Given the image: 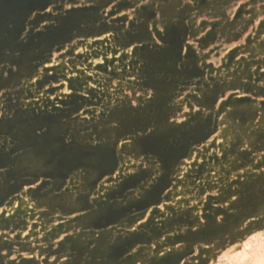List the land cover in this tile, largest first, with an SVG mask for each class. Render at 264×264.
<instances>
[{
	"label": "rangeland",
	"instance_id": "374dc122",
	"mask_svg": "<svg viewBox=\"0 0 264 264\" xmlns=\"http://www.w3.org/2000/svg\"><path fill=\"white\" fill-rule=\"evenodd\" d=\"M50 2L51 0H0V64L5 61L10 64L19 63L22 69L25 67L29 70L33 69L31 61L34 49L38 46L35 37L30 36L28 43L19 40L25 22L27 21L28 26H31L29 17L35 19L32 17V10L41 8L42 11L48 4L52 13H57L58 9L63 8L69 14L61 29L50 30L41 38L40 43L63 39L71 27L78 25L84 16L92 20L85 33L74 37L75 44L67 40L64 44L53 45L48 50L45 61L34 68L33 74L24 81L27 83L28 80L35 79V84L30 85L28 89H23V84L19 80L23 71L15 72L8 68L7 64L4 69H0V87H10L16 99L13 101L11 93L5 94L7 97L5 107L9 111L15 108L16 112L11 118L8 116L0 118V135L4 138V146L0 148V166L19 163L22 170L10 169L5 181L0 183V207L4 208V213H0V232L4 237L9 236L10 232L15 233L11 240L0 237V251L7 249L9 256L16 257L13 260L0 258V264H17V262L68 264L67 261H62V256L67 254L61 252L65 241H70L68 247L77 250L80 254L73 264H81V262L96 264V257L105 255L101 246L106 245L111 230L102 233L95 240L88 241L87 245L80 237L65 236L64 240H59V236L67 231L65 217L71 216L74 220H81V223L87 227L90 224L103 223L105 219H117L124 210L110 205L105 206L104 196H99L96 202L102 205L103 211L80 218L79 215H73L75 210L70 205L66 206L69 202L53 203L44 195L45 184H36L41 176L44 177L45 183L50 182L47 174L40 171L41 161L38 157L46 156L47 163L56 172L52 179H62L69 187L75 179V165L91 164L92 170L88 173L84 186L94 188L96 181L104 180L105 175L108 179L104 180V183L111 181L114 173L110 172V169L123 174L126 171L125 161L133 169L139 170L137 165L143 168L147 156L142 160L140 155L124 153L122 147L113 148L112 144L92 146L90 143H85L91 133L81 138L79 129H77L78 146H63L62 137L75 121L64 124L63 116L67 113L60 110L57 115L48 113L47 106L52 104L55 107L51 97L60 89L68 87L72 91V95L68 96L71 104H66L65 107L74 110L73 115L76 120L83 118L82 123L90 122L95 118L94 111L100 106L97 96L99 99H103L105 94H108L109 98L115 96L118 103L122 96L129 104L135 100L136 106H139L140 98L137 97V93L146 95V90L151 85L161 90L158 97L149 102V107L155 112L157 120L165 119L167 116L165 105L169 99L168 89L173 87L169 103V110L176 118L173 123L181 120L184 125H188V128L181 134L182 139L177 147L167 144L168 136L174 135L179 130L173 126L158 131L135 145L138 150L143 151H161L162 147L167 148L164 157L170 168V176L161 181V185L149 194V198L153 201H166L165 207L169 210L176 205H183L180 214L167 222L169 225L182 224L189 222L185 219L187 215L185 212L192 213L193 210L199 209L201 204H203L202 211L206 212L210 206H215L222 198H226L224 196L231 190V184L237 183L240 175L248 176V181L241 189L240 203L244 205V209L228 217V224L224 228L216 230L210 226L208 233L190 231L186 237H176V239L184 238V243L193 252L197 250L195 246L200 245L198 256H193L190 261H186V264H205V260L209 258L214 260L215 264H248L253 253L264 248V238L259 236V232L264 230V216L261 215L264 213V187L260 192L256 191L258 184L264 186V173L257 175V172H252V169L264 166V141H262L264 129L253 133L261 140L241 135L243 124L248 119L264 125V100L260 99L264 95V92L260 91L261 87H264L261 83L264 81V73L260 71L264 68V39H261V36H264V19H261L264 17V0H194L193 10L187 14L186 22L166 29L168 31L166 38L173 41L174 46L159 50L147 47V44L153 40L152 32L147 26L137 24V21L143 23L146 18L155 15V0L153 4H142L140 7H136L140 0H97L96 5L83 10L76 8L79 0ZM165 2H169L168 7L164 9L165 12L181 14L176 12L180 0H165ZM237 3L239 7L235 8L234 5ZM108 4L112 7L108 10V15L104 16V12L99 10L104 6L107 9ZM68 5L72 7L69 8ZM36 15L34 23L38 24L40 20L49 18L52 14L40 16L37 11ZM96 19L101 20L96 21ZM10 24H13V27H9ZM152 28L155 30L154 24ZM156 35L158 36L159 33L157 32ZM125 37L135 40L138 48L141 43L145 47L140 51L133 49L129 53L126 51L129 45ZM181 37V42L187 49L185 56L191 54L193 57L194 67L197 68L195 72L189 71L187 65L183 73L176 68ZM17 49L22 53L19 57L15 55ZM81 49L85 50L81 51ZM9 52L12 54L9 55ZM144 56L148 62L143 70L149 74V81L137 73L134 66L131 71L128 68L134 60L138 61ZM53 60L58 63H53ZM168 61L172 62L168 63ZM47 65L52 67L48 68ZM5 70L9 72L8 77L2 75ZM161 70L173 73V80L169 82L167 77L158 78L155 74ZM208 81H213V87L218 89V92L212 96L206 95ZM88 82L95 84L96 87L89 90L88 96H82L80 94L83 90L82 84ZM233 83L240 87L238 89L231 87ZM57 85L59 88L55 87ZM31 87L35 89L34 92H31ZM26 91L28 94L25 99L32 98V100L27 108H24L19 97L24 96ZM41 91H44L45 96L40 100H44L45 97L48 100L45 101V109L37 113L36 109L40 101L35 97L39 96ZM228 92L233 93L242 102L225 101L228 103L227 109L221 104L218 108L214 107L215 101ZM60 95L63 96L64 92L60 91ZM89 97L92 99L89 100ZM228 99L231 100L232 97ZM57 100H59L58 96ZM210 103L211 108L208 107ZM194 108L197 111L193 112ZM184 117L189 119L186 120ZM110 119L125 121L124 127L115 130L119 134H124L131 130L132 125L139 126L141 118H131L129 109L125 106L117 108ZM144 119L149 117L145 116ZM189 120L193 122L190 124ZM44 125L48 126L49 131L43 137L36 135V128ZM94 131L98 136L111 137L113 130L107 127L100 129L97 125ZM8 135L13 136V143L19 141L10 150L7 149ZM245 139L248 147H244ZM31 145H36L35 151L30 150ZM20 148H24L25 151L19 153ZM12 152H17L18 155L13 158ZM254 161L256 163H253ZM249 165L251 167H248ZM240 168H246V171L240 173L238 171ZM234 173L237 179H232ZM149 174L150 170H145L141 176ZM141 176L126 178L119 190L123 192L129 184L137 182ZM116 178L119 179L120 176ZM230 180L231 183H228ZM33 183L36 184L35 188L31 186ZM90 194L87 191L81 193L77 206H90L88 203ZM113 194L114 191L110 189L105 196L111 199ZM136 210L140 211V208ZM144 211H147V208ZM157 212L158 209L153 208V215ZM55 221L64 222L55 223ZM67 226L70 227L71 222ZM81 235L95 236V233ZM253 237L255 239H252ZM150 239L143 232L131 234L129 238H118L115 245L108 246L109 260L103 264H135V259H146L144 249L123 262L119 261L118 257L135 242L145 240L150 242ZM172 239L169 238V242ZM249 241L251 244L246 247ZM92 243H96L97 247L90 250ZM86 251L92 256V260L83 259V253ZM23 253L27 255H22ZM155 264H178V254H168Z\"/></svg>",
	"mask_w": 264,
	"mask_h": 264
},
{
	"label": "clouds",
	"instance_id": "9594fccd",
	"mask_svg": "<svg viewBox=\"0 0 264 264\" xmlns=\"http://www.w3.org/2000/svg\"><path fill=\"white\" fill-rule=\"evenodd\" d=\"M97 0H79V7L76 6L77 9L83 10L84 8L91 7L96 5ZM142 4H153V0H140V3L136 5V7H140ZM169 2H165V0H155L154 2V9L155 15L151 18H146L143 23L137 21V24L147 26L148 30L152 32V42L147 44V47L154 50L159 49H169L172 48L173 41L167 39L166 29H169L173 25H181L182 23L186 22L187 14L193 10L194 0H180L178 5L176 6V12L181 14H172L171 12H165L164 9L168 7ZM192 4V7L188 5ZM69 8L72 5H68ZM112 7L111 4L107 5V9L105 6L102 7L99 11L104 12V16L108 15V10ZM235 8L239 7V4L234 5ZM48 4L46 7L43 8H35L32 10V17L35 19L31 20V26H28V22H25V27L22 33L19 35V40L23 41L24 43H28L31 37H35L38 46L34 49L33 58H32V65L34 68L39 67L42 62L45 61L48 50L53 45H61L64 44L67 40H71L73 44L76 43L74 37H77L80 34L85 33L89 26L92 24V20H90L87 16H84L80 19V22L76 26H72L71 30L67 33V35L63 39H53L50 41H45L40 43L41 38L46 36L50 30L53 29H61L64 22L69 18V14L64 11L63 8L58 9L57 13H51V17L44 18L37 23L36 21L37 15L36 12L39 11L40 16H45L49 13ZM231 11V10H230ZM161 13H163V17H161ZM103 19V17L101 18ZM96 19V21L101 20ZM264 19V17H261ZM259 23V21H257ZM155 25V30H153L152 25ZM38 25V26H37ZM9 27H13V24H10ZM159 33L157 36L156 33ZM127 41L129 46L126 47V51L131 53L133 49H137L138 51L142 50L145 45L141 43L139 48L137 47V43L135 40L129 37L124 38ZM261 39H264V36H261ZM182 41V37L180 39V43L178 46L179 50V58L176 60V68L179 72H185V66L189 71L195 72L197 68L194 67V60L191 54L187 57L185 56V52L187 51L184 48ZM242 42V41H241ZM235 45H233L234 47ZM184 49L183 51L181 49ZM66 50V49H65ZM85 49H81L84 51ZM9 55L12 53L9 52ZM21 50L17 49L15 51V55L17 57L21 56ZM239 58V57H238ZM147 58L144 56L142 59L134 60L132 65H128L129 71L132 70L133 66L135 67V71L140 73L143 77H146L149 81L150 77L147 72H145L144 66L147 63ZM172 61H168L171 63ZM53 63H58V61L53 60ZM5 64H7L8 68L12 69L15 72L23 71L22 78L19 80L23 84V89H28L29 86L34 85L35 79L28 80L27 83H24L27 80L29 75L33 74V69L29 70L27 67L22 69L21 64H10L7 61L5 63L0 64V68L4 69ZM264 69V68H261ZM4 77L9 76V72L7 70L4 71ZM91 74V73H89ZM223 74V73H222ZM158 78L167 77V80L171 82L173 80V73L168 72L167 70H161L155 74ZM197 75V74H194ZM215 75V73L213 74ZM149 83V82H148ZM213 81H208V89L206 90V95L212 96L215 92H218V89L213 87ZM264 84V81H261ZM150 84V83H149ZM151 85V84H150ZM96 87L95 84L91 82L82 84V91L80 94L82 96H88V92L91 89ZM168 89L169 99L167 101V105H165V110L167 111V116L165 119L157 120L155 112L153 109L149 107V102L155 100L158 95L160 94V89L156 86L151 85L150 88L146 90V95H141V93H137V97L140 98L139 106H136V101L133 100L131 104L124 100V98L120 97V102H117L115 96L109 98L108 94L104 95L103 99H99L97 96V100L99 101V107L94 111V119L90 122H81V120H76L75 116L73 115L74 110L66 108L65 105H70L71 101L68 96H62L59 100L55 99L57 95L60 93H56V95L52 96L51 101L55 102V107L52 104H48L47 112L52 113L54 115L59 114L58 110L67 113L63 116L62 122L64 124H70L72 121H75L74 124L70 128H68L66 134L63 135V146H67L69 141L73 147L78 146L79 141L77 140V129H79L80 137L84 138L91 133V136L85 141V143H90L92 146L98 145H106L112 144L113 148L116 146L122 147L126 142L128 143V148H123L124 153H133L136 155H140V158L143 160L144 156H147V160L145 161L144 167L140 168L137 165V169H133L128 166L127 161H125L126 165V175H121L119 180L117 181H109V183H104V180H107V176H104V180L96 181L94 188L92 186H88L87 188L84 186L86 182V178L88 173L92 170L91 164H76L74 167V174L75 179L72 181L71 187L68 184L64 183L62 179H52L56 175V172L53 170L52 166L47 163V157L41 155L38 159L41 161V168L40 171L47 174L50 182L45 183V179L43 176L36 182V184H45V192L44 195L48 197L53 203L55 202H69L66 206H71L75 211L73 215H79L80 218L86 216H92L97 213H101L103 211L102 205L97 203L99 196H104V200L106 201L105 206H112L114 208L123 209V214L120 215L117 219L108 220L105 219L103 223L100 224H90L87 227L81 220L77 221L72 219L71 216L65 217L67 223H65V228L67 229L62 235L59 236V240H64L65 236L76 238L80 237L84 240V243L87 245L88 241L95 240L96 238L100 237L102 233L109 232L111 230V235L108 237L106 241V245L101 246V250L105 255L97 256L96 257V264H103V262L109 260V247L111 245H115L118 241V238H129L131 234L143 232L148 237H150V242L145 241H137L130 247H127L121 255H119L118 260L123 262L129 257H134L135 254L139 252V250H145V258L135 259V264H155V262L161 261L162 258H165L168 254L177 253L178 254V264H186V261H190L193 256H198L200 245H196V251L193 252L187 245L184 243V238L176 239L178 236H187V234L191 231L192 233H208L210 226L214 227L216 230L224 228L228 224V217L233 216L234 213L242 211L244 209V205L240 203L242 196H241V189L242 185L248 181V176L240 175L238 177V182L235 184H231V190L227 192L224 196L226 198H222L219 204L215 206H210L209 209L204 212L203 204L200 205L199 209L193 210L192 213H187L185 219L189 222L184 223H176L169 225L167 222L180 214V211L183 210V205H176L170 210L165 207L166 201H153L149 198V194L157 187L161 185V181L164 180L165 177L170 176V168L164 157V152L167 151L166 147H162L161 151H143L138 150L135 145L139 142L148 139L153 134L157 133L158 131H164L169 128V126H173L178 128L179 130L174 135H169L167 144L172 145L173 147H177V145L181 142L182 133H185L188 125H184L181 120H176L175 123L173 121L176 119L172 112L169 110V103L171 98V89ZM6 90L7 93L13 94L12 98L13 101H16L14 98L15 94L11 90L10 87L0 88V94L4 93ZM35 89L31 87V92H34ZM62 92H70L71 90L68 87H64ZM231 92H228L229 95ZM27 91L24 93V96L19 97V100L23 103V107L27 108L28 104L31 103L32 98L25 99L27 96ZM241 95H245V93H240ZM227 95L223 96L221 99L215 101V105L218 108L220 102L227 97ZM44 91L39 93V96H36L35 99L40 101L39 107L36 109L37 113L41 112V110L45 109V101L48 100L45 97L44 100H40L41 97H44ZM92 98L89 97V100ZM7 97L4 95L3 99H0V115L3 112H8V117L11 118L14 116L16 109L13 108L11 111L5 107ZM63 102V103H61ZM35 107V105H33ZM125 106L128 107L131 118H141L140 125L136 126L135 124L132 125L131 130L127 131L124 134H119L116 129H120L124 127L125 121L122 119H110L111 114L117 108H124ZM209 108L212 107L210 103L208 105ZM187 110V109H186ZM83 111V109H81ZM197 111V109H193V112ZM104 114L103 116L101 114ZM93 116V113H92ZM147 116L149 119H144ZM184 119H189L188 117H184ZM101 121H104L101 123ZM193 121L189 120L191 124ZM239 122V120L237 121ZM99 126L100 129H104L107 127L111 131V137L104 135L98 136V133L94 131L96 126ZM44 129H48L47 125L43 126ZM260 130V124L258 121H253L251 119L246 120L243 124V131L241 133L242 137L250 136L253 139H259L257 135L253 133L258 132ZM36 135L43 137L47 132L42 131L41 127L36 128ZM71 138V139H70ZM118 138V139H117ZM8 145L7 149L10 150L13 146L19 143L16 140L13 143V136H7ZM261 140V139H259ZM264 141V140H262ZM220 143V141H217ZM0 145L4 146V138L0 135ZM244 147H248L246 139L244 142ZM30 150L35 151L36 145H31ZM243 149H241L242 151ZM25 151L24 148H20L18 150L19 153H23ZM18 155L17 152H12V157L15 158ZM240 163L239 161H237ZM253 163H256L254 161ZM248 167H251L250 165ZM22 171L20 169L19 163L5 165L0 168V183H3L7 177L9 171ZM145 170H150L149 175L141 176V173ZM240 173L246 171V168H240L238 170ZM252 172H257V175L260 173H264V166H260L258 169H252ZM251 172V173H252ZM131 173V174H130ZM130 176H141V178L132 184H129L123 192H121L120 186L125 181L126 178ZM232 179H237L235 173L232 176ZM13 178L11 179V181ZM98 180V178H97ZM231 183V180L228 181ZM35 184V185H36ZM102 184H108L107 187H101ZM32 187L34 185H31ZM262 185L256 186V191L260 192L262 189ZM113 190L114 194L112 195L111 199L108 196H105V193H108L109 190ZM90 192L91 194L88 196V203L90 206L87 207H78V197H80L81 193ZM230 193V194H229ZM216 194V193H214ZM179 199V197H177ZM140 208V211H137V208ZM190 207V205H189ZM147 208V211L144 209ZM153 208L158 209L156 215H153ZM0 209H3L0 207ZM175 210V211H174ZM227 210V211H224ZM11 214V213H9ZM59 215V213H58ZM264 216V213L261 214ZM149 217H152L149 219ZM260 217H257L259 219ZM64 221H55V223H63ZM71 222V226H67L68 223ZM115 225V227L113 226ZM51 227V226H50ZM95 233V236L87 235L82 236V233ZM43 235V233H41ZM15 236L14 232H10L9 236H6L5 239L11 240L12 237ZM259 236L264 238V230L259 232ZM169 238H173L171 242H169ZM252 239H255L253 237ZM70 241H65L64 247H61V252H66V255L62 256V261H67L68 264H73V262L79 258V252L73 248L68 247ZM251 241H249L250 246ZM159 246V247H158ZM47 247V245H45ZM97 247L96 243H92L90 245V250L95 249ZM22 255H27V253H23ZM244 255V253H241ZM7 258V260L15 259V255H8L7 249L0 251V258L3 260ZM84 260H92V256L89 255V252L86 251L83 253ZM203 259V257H201ZM19 264V262H17ZM60 264V262H58ZM83 264V262H81ZM205 264H215V261L211 258L205 260ZM248 264H264V248H262L259 252L253 253L252 259L248 261Z\"/></svg>",
	"mask_w": 264,
	"mask_h": 264
},
{
	"label": "snow or ice",
	"instance_id": "6c2138e0",
	"mask_svg": "<svg viewBox=\"0 0 264 264\" xmlns=\"http://www.w3.org/2000/svg\"><path fill=\"white\" fill-rule=\"evenodd\" d=\"M52 2H53V0H51L50 3H52ZM76 6L79 7V6H80L79 3H78ZM188 6H189V7H192L193 5H192V4H189ZM48 11H49V13H52V9H51V8L48 9ZM46 67L51 68L52 66H51V65H47ZM0 69H2V68H0ZM41 71H43V69H41ZM260 71H261L262 73H264V69H260ZM2 75H3V76L5 75L4 72L2 73ZM89 75H91V74H89ZM34 84H35V82H34ZM55 87L59 88L58 85L55 86ZM231 87L238 89L240 86L237 85V84H234V83H233V84L231 85ZM0 88H5V87H0ZM61 90H62V89H60L57 93H60ZM70 90H71V89H70ZM7 91H8V90H6L4 93L0 94V99H3V96L7 93ZM260 91H261V92H264V87H261ZM71 95H72V91H70V92H64V95H63V96H71ZM57 96L59 97V99L61 98V95H57ZM57 96H56L55 99H57ZM228 97H232V99L229 100ZM51 99H52V97H51ZM260 99H261V100H264V95H262V96L260 97ZM225 101H227L228 103H232L233 101H235V102H237V103H241V102H242V101L239 100L238 97L234 96L233 93H230V94H229L224 100H222V101L220 102V104L223 105V107H224L225 109H227V107H228V103H225ZM249 103H251V101H249ZM213 106L216 107V105H213ZM5 116H8V112H7V111L3 112V114L0 115V118H4ZM41 129H42V131H44V132H47V131H48L47 129H44L43 127H41ZM260 129H264V125H260ZM70 145H71V142L69 141V144H68L67 146H70ZM122 147H123V148H126V147L128 148L129 145H128V143L126 142ZM0 148H3V145H0ZM2 167H3V166H0V168H2ZM124 167L126 168V165H124ZM109 171L112 172V173H114V175L112 176L111 181H117V180H119V179L116 178L117 176H121V175H126V174H127L126 171H124L123 174L117 173L115 169H110ZM37 179H38V178H37ZM106 179H108V177H107ZM32 185H34L33 188L36 187L35 183H33ZM102 185H103V187H107V186H109L108 184H102ZM25 191H27V189H25ZM0 213H4V209H0ZM5 214L7 215V214H9V213H5ZM0 237H2L3 239H5L4 234H3L2 232H0ZM5 258H6V257H5Z\"/></svg>",
	"mask_w": 264,
	"mask_h": 264
},
{
	"label": "bare ground",
	"instance_id": "6f19581e",
	"mask_svg": "<svg viewBox=\"0 0 264 264\" xmlns=\"http://www.w3.org/2000/svg\"><path fill=\"white\" fill-rule=\"evenodd\" d=\"M104 42V41H103ZM112 48V47H111ZM117 50V49H116ZM109 56V55H108ZM113 58H114V56H113ZM126 64V63H125ZM76 72V71H75ZM85 72V71H84ZM77 73V72H76ZM92 74V73H91ZM82 75V74H81ZM78 76V75H77ZM86 76V75H85ZM99 76V75H98ZM79 77V76H78ZM80 78V77H79ZM99 78V77H98ZM104 79V78H103ZM106 85H108V84H106ZM25 198V197H24ZM27 198V197H26ZM15 201H17L16 199H15ZM31 204V203H30ZM29 207V206H28ZM9 208V207H8ZM4 209V208H3ZM7 209V208H6Z\"/></svg>",
	"mask_w": 264,
	"mask_h": 264
}]
</instances>
